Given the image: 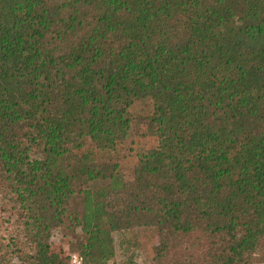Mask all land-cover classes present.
<instances>
[{
  "label": "trees",
  "instance_id": "trees-1",
  "mask_svg": "<svg viewBox=\"0 0 264 264\" xmlns=\"http://www.w3.org/2000/svg\"><path fill=\"white\" fill-rule=\"evenodd\" d=\"M75 227L81 264L139 227L148 264L264 263V0H0V264H68Z\"/></svg>",
  "mask_w": 264,
  "mask_h": 264
},
{
  "label": "rangeland",
  "instance_id": "rangeland-1",
  "mask_svg": "<svg viewBox=\"0 0 264 264\" xmlns=\"http://www.w3.org/2000/svg\"><path fill=\"white\" fill-rule=\"evenodd\" d=\"M152 109L151 101L143 99L135 102L129 108L130 124L127 135L117 141L111 156L120 164L121 172L125 178L131 176V171L138 161V156L156 145L154 137L146 130V118ZM86 146L90 145L86 140ZM7 218V214H2ZM7 224L3 225L5 228ZM64 230L54 229L46 241L53 249L63 256L76 254L75 246L81 240L78 227L64 234ZM114 253L108 264H148L149 253L155 245V235L150 228H133L129 231L112 233ZM264 264V263H254Z\"/></svg>",
  "mask_w": 264,
  "mask_h": 264
},
{
  "label": "built area",
  "instance_id": "built-area-1",
  "mask_svg": "<svg viewBox=\"0 0 264 264\" xmlns=\"http://www.w3.org/2000/svg\"><path fill=\"white\" fill-rule=\"evenodd\" d=\"M81 257L78 254H70L68 264H81Z\"/></svg>",
  "mask_w": 264,
  "mask_h": 264
}]
</instances>
